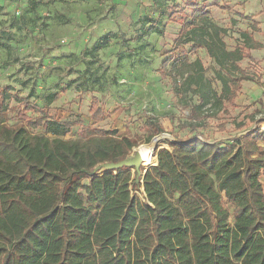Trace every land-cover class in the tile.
<instances>
[{
	"label": "trees",
	"instance_id": "1",
	"mask_svg": "<svg viewBox=\"0 0 264 264\" xmlns=\"http://www.w3.org/2000/svg\"><path fill=\"white\" fill-rule=\"evenodd\" d=\"M186 8L190 14L181 21L174 55L159 74L173 77L174 95L196 117L210 102L233 105L248 80L239 63L262 44L252 37L259 32L252 22V33L241 31V45L227 50L226 31L207 8L197 1ZM109 37L97 40L95 49ZM188 45L204 50L216 65L219 92L204 77L200 60H189ZM187 95L197 97V106L189 107ZM58 97L50 94L39 107L0 89V264H264L260 127L223 145L193 137L154 148L157 163L146 170L141 192L129 170L92 178L77 173L120 160L136 142L84 125L81 138L65 139L80 124L48 115L46 106ZM11 100L22 107L16 126L6 124ZM90 109L93 123L105 119L95 98ZM152 126L154 134L162 132L159 124Z\"/></svg>",
	"mask_w": 264,
	"mask_h": 264
},
{
	"label": "rangeland",
	"instance_id": "2",
	"mask_svg": "<svg viewBox=\"0 0 264 264\" xmlns=\"http://www.w3.org/2000/svg\"><path fill=\"white\" fill-rule=\"evenodd\" d=\"M191 1L204 5L211 21L226 31L227 50L241 45V31L252 33V19L238 13L241 0H0V89L28 97L39 107L57 93V101L46 106L48 115L80 124L65 139L81 138L83 125L123 133L136 142L133 149L146 150L145 168L156 159L154 148L169 149L168 142L196 137L223 145L256 127L264 131L259 123L264 120V27L252 33L262 48L239 63L248 80L241 83L233 105L210 102L190 117L174 95L173 77H160L162 63L174 55L173 44ZM107 35V45L95 49L96 41ZM184 48L191 62L200 60L204 77L219 92L214 62L204 50ZM93 98L106 115L98 123L90 120ZM186 98L189 107L197 106L195 95ZM7 104L6 124L19 125L22 107L13 100ZM147 120L151 126L145 125ZM152 124H159L162 132L154 134ZM128 172L133 180L134 172ZM260 182L264 190V175Z\"/></svg>",
	"mask_w": 264,
	"mask_h": 264
},
{
	"label": "water",
	"instance_id": "3",
	"mask_svg": "<svg viewBox=\"0 0 264 264\" xmlns=\"http://www.w3.org/2000/svg\"><path fill=\"white\" fill-rule=\"evenodd\" d=\"M157 139L158 137L153 138V143H156ZM151 152H153V149H151ZM147 169L144 167V158L139 149H132L130 154L120 160L98 164L90 170H81L77 173H83L92 178L110 172L117 173L123 170H132L134 172V186L137 191L143 192L142 182Z\"/></svg>",
	"mask_w": 264,
	"mask_h": 264
},
{
	"label": "crops",
	"instance_id": "4",
	"mask_svg": "<svg viewBox=\"0 0 264 264\" xmlns=\"http://www.w3.org/2000/svg\"><path fill=\"white\" fill-rule=\"evenodd\" d=\"M239 14L251 18L253 23L257 24L260 32H263L264 27V0H241ZM259 33V32H258ZM253 37V36H252ZM255 41L256 38H253ZM262 43L260 41H257Z\"/></svg>",
	"mask_w": 264,
	"mask_h": 264
},
{
	"label": "bare ground",
	"instance_id": "5",
	"mask_svg": "<svg viewBox=\"0 0 264 264\" xmlns=\"http://www.w3.org/2000/svg\"><path fill=\"white\" fill-rule=\"evenodd\" d=\"M144 151H146V150H143V149H142V150L140 151L141 154H142V156H143V154H145ZM151 162H152L153 165L156 164V159H155L154 157H152V158H151ZM150 166H152V165H150ZM150 166H149V167H150Z\"/></svg>",
	"mask_w": 264,
	"mask_h": 264
},
{
	"label": "built area",
	"instance_id": "6",
	"mask_svg": "<svg viewBox=\"0 0 264 264\" xmlns=\"http://www.w3.org/2000/svg\"><path fill=\"white\" fill-rule=\"evenodd\" d=\"M156 164L152 165V166H155Z\"/></svg>",
	"mask_w": 264,
	"mask_h": 264
}]
</instances>
